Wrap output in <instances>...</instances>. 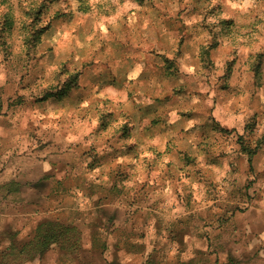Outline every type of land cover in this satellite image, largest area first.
I'll use <instances>...</instances> for the list:
<instances>
[{"label": "rangeland", "instance_id": "rangeland-1", "mask_svg": "<svg viewBox=\"0 0 264 264\" xmlns=\"http://www.w3.org/2000/svg\"><path fill=\"white\" fill-rule=\"evenodd\" d=\"M249 77L264 0H0V264H260Z\"/></svg>", "mask_w": 264, "mask_h": 264}, {"label": "crops", "instance_id": "crops-1", "mask_svg": "<svg viewBox=\"0 0 264 264\" xmlns=\"http://www.w3.org/2000/svg\"><path fill=\"white\" fill-rule=\"evenodd\" d=\"M255 74L253 73V75L252 76H254ZM252 82V86H253V82H254V79L253 78H251V77H249L248 79L246 78V79H244V81H243V83H244V85H249L250 87H251V89H249V90H247L246 91V93H247V95H248V98L250 99V100H252V99H254V102H256V104H258L259 106H263V102H264V92H255L254 91V89L252 88V86L249 84V83H251ZM235 85H237V84H235ZM242 86H243V84H242ZM170 247V249L169 248H167V249H169L170 251H172L173 250V245L172 246H169ZM184 249H186V247L187 248H191V246H190V244L189 243H187V244H185L184 245ZM181 248V247H180ZM172 256H171V259H172V264H180L179 263V258H177V259H175V252H173L172 254H171ZM178 262V263H176V262ZM259 262H260V264H264V260H259Z\"/></svg>", "mask_w": 264, "mask_h": 264}]
</instances>
